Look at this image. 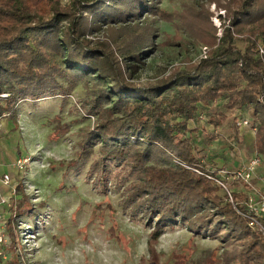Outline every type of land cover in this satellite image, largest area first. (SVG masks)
Wrapping results in <instances>:
<instances>
[{
	"label": "trees",
	"instance_id": "1",
	"mask_svg": "<svg viewBox=\"0 0 264 264\" xmlns=\"http://www.w3.org/2000/svg\"><path fill=\"white\" fill-rule=\"evenodd\" d=\"M161 3L0 0V96L7 95L0 97V116L15 122L21 104L66 101L82 82L87 95L79 111L84 118H96L74 161L91 160L87 180L103 191L114 182L130 216L153 225L155 241L165 229L183 226L196 237L240 246L226 256L227 264H264V236L219 196L210 176L226 167L214 170L204 164L194 141L199 128L193 126L223 98L228 110L252 109L255 149L264 156V61L255 56L256 39L264 41V0H245L233 14L235 32L248 41L245 49L237 48L227 31L199 65L155 84H133L127 75L136 73L151 52L146 41L153 36L134 40L136 30L150 17L174 20ZM104 27L129 37L119 41L118 56L110 43L88 39ZM171 117L179 122L172 124ZM227 119L218 112L208 123L217 129ZM32 210L18 216L26 218ZM27 226L34 231L37 223Z\"/></svg>",
	"mask_w": 264,
	"mask_h": 264
},
{
	"label": "rangeland",
	"instance_id": "2",
	"mask_svg": "<svg viewBox=\"0 0 264 264\" xmlns=\"http://www.w3.org/2000/svg\"><path fill=\"white\" fill-rule=\"evenodd\" d=\"M244 1L162 0L160 9L174 20L150 17L136 30L134 40L146 39L147 33L153 35L146 41L151 52L138 64L136 73L127 75L128 80L137 85L155 84L177 71L197 66L218 49L227 31L235 46L245 49L247 39L232 26L233 14ZM62 2L69 5L72 0ZM122 34L121 30L104 27L88 39L110 43L118 56L119 41L129 38ZM259 39L262 38L256 40ZM214 40V45L208 44ZM86 95L80 82L66 101L51 99L33 106L24 103L18 108L15 123L21 135V150L14 151L18 158H29V163L14 177L19 184L14 186L19 195L14 208L1 209L6 220L11 219L5 248L9 264H227L226 256L240 251V246L236 249L219 240L196 237L183 226L165 229L155 241L151 238L153 225L130 216L114 182H109L107 191H103L93 186L92 179L87 180L91 160L74 162L84 133L96 123L95 117L84 118L79 111ZM227 104L224 98L213 103L193 125L199 128L194 140L201 146L198 154L214 170H235L257 153L252 109L228 110ZM218 112L226 113L228 119L215 129L208 120ZM57 116L61 123L53 121ZM243 120L249 122V127L240 129L238 122ZM170 122L174 124L179 119L171 117ZM211 180L224 202L231 204L252 230L264 236V229L251 225L253 216L246 209L248 198L253 196L258 202L263 191L264 156L253 187L227 181L230 196L216 179ZM31 208L27 219L18 216ZM36 223L34 231L26 230L27 224Z\"/></svg>",
	"mask_w": 264,
	"mask_h": 264
},
{
	"label": "built area",
	"instance_id": "3",
	"mask_svg": "<svg viewBox=\"0 0 264 264\" xmlns=\"http://www.w3.org/2000/svg\"><path fill=\"white\" fill-rule=\"evenodd\" d=\"M256 44V55L259 59L264 61V41L259 39ZM0 97H7V95H1ZM7 119V116L4 114L0 116V133L1 127L4 120ZM238 126L240 129L249 127V122L247 120H243L238 122ZM254 131H256L254 129ZM29 163V158H19L16 167L18 171L24 170L26 165ZM262 164V157L257 153L255 156L249 160L246 164L238 167L235 170H226L222 169L216 172L215 177L210 176V179H216V182L220 187L223 188L228 194L231 193L228 189L227 181L232 180L233 182H237L240 185H246L253 187L252 181L255 179L256 175H258L259 168ZM2 183L8 186L9 196H0V264L7 260V256L5 254V248L8 244V228L11 227V219L6 220V217L3 213V210L6 208H14V200H16L18 196L17 188L11 186V178L9 175H4L2 177ZM263 191L259 193L258 202H255L254 197L250 196L247 202V211L253 216L251 220V225L256 226L255 224L264 229V181L262 182ZM13 226V225H12ZM19 227H22L19 225ZM24 227V226H23ZM28 227V226H27ZM25 228V227H24ZM14 229V228H13ZM27 230V228H26ZM25 230V231H26ZM27 234V233H26Z\"/></svg>",
	"mask_w": 264,
	"mask_h": 264
},
{
	"label": "crops",
	"instance_id": "4",
	"mask_svg": "<svg viewBox=\"0 0 264 264\" xmlns=\"http://www.w3.org/2000/svg\"><path fill=\"white\" fill-rule=\"evenodd\" d=\"M16 129L15 122L7 119L3 121L0 133V196H9L10 188L1 181L4 175L10 176L11 186L19 185L14 180V177L19 175L16 167L19 158L14 149L21 150V135L18 134ZM18 197L19 195L16 200H14V204L18 201ZM9 263V257L7 256V260L3 261L1 264Z\"/></svg>",
	"mask_w": 264,
	"mask_h": 264
}]
</instances>
